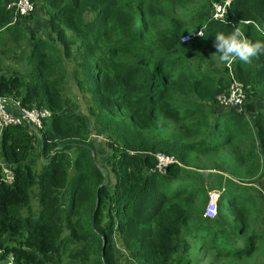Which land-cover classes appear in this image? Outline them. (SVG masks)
<instances>
[{"label":"trees","instance_id":"trees-1","mask_svg":"<svg viewBox=\"0 0 264 264\" xmlns=\"http://www.w3.org/2000/svg\"><path fill=\"white\" fill-rule=\"evenodd\" d=\"M12 1L0 0V35L25 42L31 70H0V98L52 117L1 133L0 264H264V55L228 67L214 47L235 28L264 41V0H234L223 22L220 0H35L16 20ZM39 6L53 39L21 24ZM230 71L244 112L216 103ZM157 153L181 165L161 174Z\"/></svg>","mask_w":264,"mask_h":264},{"label":"built area","instance_id":"built-area-1","mask_svg":"<svg viewBox=\"0 0 264 264\" xmlns=\"http://www.w3.org/2000/svg\"><path fill=\"white\" fill-rule=\"evenodd\" d=\"M234 0H220L214 2L212 17L214 20L223 22L226 20L228 11ZM35 0H15L7 5V9L11 11L15 20L19 17L29 16L35 11ZM203 31L200 30L197 34H187L182 38L183 43L191 41L194 37H202ZM230 67V63L228 64ZM230 85L226 92L218 94L216 103L223 109H234L237 112H244L245 106L248 101V94L244 87V84L239 82L234 73L230 71ZM8 103L0 98V136L4 129L11 126L27 125L35 131L43 129L44 120L52 117V112L48 109L33 107L32 109H23L20 106V102H15L14 106L16 109L20 108V112H13L9 107ZM156 158L158 164L156 171L165 174L167 168L170 165L177 164L181 165L174 156H169L163 153H157ZM2 172L4 175V181L8 184H12L15 180V174L12 169L2 165ZM219 195H214L211 198V204L209 208H213V214H215L214 202L218 199ZM211 208L209 210H211ZM7 264H15L14 257L12 256Z\"/></svg>","mask_w":264,"mask_h":264},{"label":"rangeland","instance_id":"rangeland-1","mask_svg":"<svg viewBox=\"0 0 264 264\" xmlns=\"http://www.w3.org/2000/svg\"><path fill=\"white\" fill-rule=\"evenodd\" d=\"M40 10H37V17L36 18H32L30 20H23L21 21L22 26L26 27V29H36L38 36L45 38V39H53L54 35L52 34V32L49 31L48 28V17L42 12L41 7L39 6ZM189 7L187 8H176V11H178L179 14H186L185 11L188 10ZM192 16V14L189 15ZM7 36L9 38V40H11V42H8L7 44H5V48H3L2 42H5V40L7 39ZM13 36L12 34H8V33H4L2 35H0V70L2 72H5L8 75L11 74H16V73H24V72H29L31 69V66L28 64V62L26 61V52L23 49V46H25V42L21 41L19 39H14L13 40ZM5 39V40H4ZM29 44V42H28ZM27 44V45H28ZM16 50L15 53H11V51ZM215 60V59H214ZM66 61V68L67 70H72L73 66H72V61ZM216 61V60H215ZM218 62V61H216ZM232 66V65H231ZM211 67L218 69L217 66L215 65L214 61L213 63H211ZM70 79V77H68V79L66 81H64V86H66L67 91H69L70 93L73 94V97H77L79 96V91L77 90V88L75 87L74 82L71 79V84L68 83V80ZM80 98V97H79ZM81 99V98H80ZM98 143L100 144L99 147L102 149L101 150V154L99 155V157H103L105 158L106 156V149L103 146V143L101 142L100 139H98ZM248 165H242L240 166L239 170L242 171V173L246 176V170H247ZM204 175V181L207 183H210L211 185L216 184L215 180H216V174L213 173H202ZM258 186V190L259 191H264V186H261L260 184L257 185ZM37 190V189H36ZM210 195V199L214 196V195H219V190H217V188H213V190H210L209 192ZM210 204V203H209ZM36 202H35V206H36ZM34 206V208H36ZM211 208V207H210ZM209 205H208V210L210 209ZM213 208H211L210 212H209V217H213ZM215 211L217 212V209L215 208ZM200 253L201 256H203V250L199 249L198 251ZM118 256L119 258L122 257L121 254V248H119L118 250ZM207 264V263H206Z\"/></svg>","mask_w":264,"mask_h":264},{"label":"clouds","instance_id":"clouds-1","mask_svg":"<svg viewBox=\"0 0 264 264\" xmlns=\"http://www.w3.org/2000/svg\"><path fill=\"white\" fill-rule=\"evenodd\" d=\"M214 47L216 53L219 54V60L226 63L236 60L248 63L251 58L264 55V41H250L239 28H235L228 34L217 33L215 35Z\"/></svg>","mask_w":264,"mask_h":264},{"label":"water","instance_id":"water-1","mask_svg":"<svg viewBox=\"0 0 264 264\" xmlns=\"http://www.w3.org/2000/svg\"><path fill=\"white\" fill-rule=\"evenodd\" d=\"M8 104H11L12 102H7ZM19 112L21 111L20 110V108H18L17 109ZM102 174H103V176H104V178H105V180L107 179V173H106V171L104 170V169H102Z\"/></svg>","mask_w":264,"mask_h":264},{"label":"crops","instance_id":"crops-1","mask_svg":"<svg viewBox=\"0 0 264 264\" xmlns=\"http://www.w3.org/2000/svg\"><path fill=\"white\" fill-rule=\"evenodd\" d=\"M14 112V111H13ZM17 112V111H16Z\"/></svg>","mask_w":264,"mask_h":264}]
</instances>
